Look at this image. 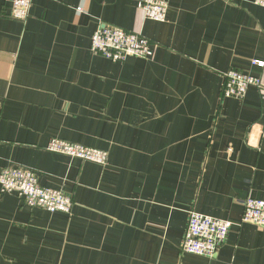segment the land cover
<instances>
[{"label":"crops","instance_id":"obj_1","mask_svg":"<svg viewBox=\"0 0 264 264\" xmlns=\"http://www.w3.org/2000/svg\"><path fill=\"white\" fill-rule=\"evenodd\" d=\"M0 0V172L24 165L71 213L31 207L0 186V264H264V89L224 97L225 73L262 78L264 7L171 0L166 21L138 0ZM100 21L155 42L115 62L91 49ZM59 138L106 150V166L47 150ZM233 222L210 258L182 251L189 211Z\"/></svg>","mask_w":264,"mask_h":264},{"label":"built area","instance_id":"obj_2","mask_svg":"<svg viewBox=\"0 0 264 264\" xmlns=\"http://www.w3.org/2000/svg\"><path fill=\"white\" fill-rule=\"evenodd\" d=\"M171 0H138V8L144 18L164 22L168 18ZM264 7V0H254ZM32 0H12L10 17L26 22L30 17ZM155 42L140 32L127 30L120 26L100 21L93 33L91 49L115 62H123L130 56L148 58L154 54ZM263 66L264 62L255 61ZM222 88L224 97L243 99L248 89L255 86L264 89L261 77L232 69L225 74ZM264 102V91H263ZM47 150L82 161L106 166L109 153L106 150L53 138ZM39 173L24 165H10L0 172L2 192L16 193L31 207H39L50 212L71 213L74 202L61 189L42 186ZM242 223H250L264 228V199L248 196L244 200ZM233 222L211 215L189 211L188 225L182 242V251L207 257H214L226 241Z\"/></svg>","mask_w":264,"mask_h":264}]
</instances>
